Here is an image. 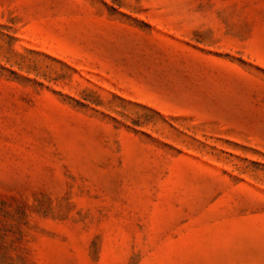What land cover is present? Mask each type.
I'll return each instance as SVG.
<instances>
[{
  "label": "rangeland",
  "instance_id": "1",
  "mask_svg": "<svg viewBox=\"0 0 264 264\" xmlns=\"http://www.w3.org/2000/svg\"><path fill=\"white\" fill-rule=\"evenodd\" d=\"M0 264H264V0H0Z\"/></svg>",
  "mask_w": 264,
  "mask_h": 264
}]
</instances>
